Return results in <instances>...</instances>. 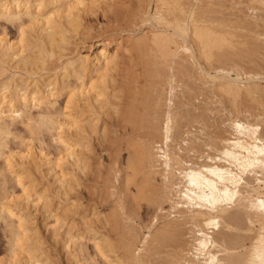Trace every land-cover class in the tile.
<instances>
[{
    "label": "bare ground",
    "instance_id": "1",
    "mask_svg": "<svg viewBox=\"0 0 264 264\" xmlns=\"http://www.w3.org/2000/svg\"><path fill=\"white\" fill-rule=\"evenodd\" d=\"M190 1L193 4L151 0L155 13L151 15L147 8L142 23L162 32L149 31L137 38L126 22V28L108 32L92 41L89 51H80V36L89 30L85 19L102 13L113 14V21L122 22L116 11L125 0H0V25H9L18 33L16 42L0 39V78L5 73L2 64L10 62V77L0 82V158H4L0 168V223L10 237L8 264H53L42 237L34 241L30 237L39 234L29 214L31 207H42L48 218L53 215L52 197L45 195L47 191H33L34 176L41 165L58 183L59 207L64 206L60 214L53 215V228L58 234L63 226L70 225L64 249L69 250L75 264H88L82 253L85 240L93 243L96 257L104 264H147L152 253L158 255L165 247L172 248L169 253L173 256V249L181 248L188 235L191 248L182 250L183 259L184 255L181 259L176 255L181 264H264V67L258 62L264 52V36L258 34L259 24L254 21L228 24L213 16L217 13L214 8L198 6L213 0ZM252 1L250 8L259 0ZM214 62L221 66L212 68ZM241 62L260 70H246ZM225 64L236 70L226 69ZM137 67L142 70L131 76V82L129 74L136 73L130 68ZM231 72H236V78ZM195 77L210 89V104L225 99L232 109L227 120L219 123L230 130L229 136L217 131L219 135L209 137L213 144L203 139L204 149L192 133L193 125L207 130L216 122L211 121L210 114L207 122L200 113L199 118L187 120L191 114L185 117L183 110L180 112L192 105L194 99L191 94L190 100L191 89L186 84ZM64 96L62 108L59 99ZM245 103L254 104L259 113L252 115L249 106L243 109ZM119 123L132 128L138 125L144 131V135L133 136L131 132L126 137L130 151L126 170L132 174L123 180L125 193L129 194L133 182L137 197L130 194L132 199L142 197L156 206L152 227L164 212L163 205L167 203L171 213L153 236L149 227L142 244L138 243L140 250L123 251L127 253L123 257L117 252L119 244L113 241V232L109 234L120 222L130 221L120 218L121 204L107 214L93 212L81 218L80 204L69 197L78 183L75 171L88 168L79 151L96 136L106 140L109 127ZM18 125L37 137L47 134L60 153L52 158L39 150L35 157L27 150L4 157L9 137ZM202 132L198 131L199 137ZM188 154L196 157L197 163L185 160L183 156ZM10 180L22 194L7 192ZM76 216L84 222L85 232L75 236ZM147 250L152 253L145 259L142 255ZM92 262L99 264L96 258Z\"/></svg>",
    "mask_w": 264,
    "mask_h": 264
},
{
    "label": "rangeland",
    "instance_id": "2",
    "mask_svg": "<svg viewBox=\"0 0 264 264\" xmlns=\"http://www.w3.org/2000/svg\"><path fill=\"white\" fill-rule=\"evenodd\" d=\"M150 1L151 0H125L126 4L122 7H119L116 11V16L119 15V18L123 19L122 22L113 21L111 19L112 17H115L113 14L104 15L102 13H97L94 16L87 17L85 19V22H86L85 26L89 30L87 32H84L85 34H83V33H82L83 35L81 34L80 39H79V46H78L79 50L80 51H89L88 46L92 43V41H95L96 38H99V37L104 36L106 34L108 35L109 34L108 32H111V31H114V30L120 29V28L122 29V27L126 28L127 24H124L126 22L130 23V25H129L130 29L135 31V36L137 38L145 35L149 31H152L154 33L162 32L161 30H158L157 27H152L151 24L142 23L143 13H144V11H146L147 8L150 9L151 15H154V13H155V5L151 4ZM183 1L188 3V4H193V2L190 0H188V1L183 0ZM251 1L252 0H213V3H210L209 5L204 1H202L204 3L200 2V3H198L199 5L198 4L197 5L200 6L201 8H205V9H207L206 7L209 8V6L211 9L214 8L217 13H216V15L213 14V16L220 18V19H224L226 21V23H228V24L229 23L239 24V23H245V22L247 23V22L254 21V22H256L257 25L259 24L258 28H257L258 34L261 33L260 35L264 36V0L257 1V2H260L259 4L257 2H255V0L252 1V4H253V2H255L254 8L257 11L253 10L254 9L253 6H252V8L249 7V6H251V4H250ZM249 8L252 9V11ZM218 13H220V14L218 15ZM131 23H133V24H131ZM17 37H18V33L15 29H11L9 25H5V24L0 25V39H6L8 41L13 40L16 42L18 40ZM259 56H261V57L260 58L258 57L259 58L258 62L261 64V66L264 67V65H262V64H264V60H263L264 59V52L262 54H260ZM261 61H262V63H261ZM4 63H6V64L4 65ZM4 63L2 64V68L5 70V73L2 75L3 80L5 79V77H7V78L10 77V62L8 61L9 64L7 63V61ZM240 65L242 67H243V65L247 66L248 68L243 67L246 70H250V68H252V67L255 69H251V70H260L259 67L257 69L256 67L253 66V64L248 65V63H246V64L242 63ZM219 66H221V64H219L218 62H214L211 65L212 68H218ZM224 67L230 71H231V69H233V68H231V66H229V65L227 66L226 64L224 65ZM131 70L132 71L135 70L134 72L136 73V71L140 72L142 70V68L141 67H137L136 69L130 68V71ZM233 70H236V69H233ZM126 73L129 74L130 72H126ZM135 73H133V74H135ZM235 73L236 72H231L232 78H236ZM121 74L126 75V74L120 72L119 75H121ZM130 74H129V77L132 79V81H131V79L129 80V78H128V80L131 82H134L133 78L136 77L137 73L135 75H132V74L130 75ZM213 75H214V72H213ZM131 76H133V78ZM195 76L199 77L197 75H195ZM196 77L191 81L192 83H190L189 81H187V84L185 83L191 89V91L188 92L189 93L188 96H189L190 100L194 99L193 102H191L192 105L188 107L190 109V111H192V112L188 113V111H189L188 108H181L180 112L182 110L184 112L186 111L185 113L183 111L181 113L185 117L190 116L187 114H191V116H190L191 118L187 117V120L195 118V117L199 118L201 116L200 114H202V117L207 122L208 121L210 122V119H209V114H210V116H211L210 118H212L211 121H213V123L216 122V125L214 124V127H212L211 129L209 127L206 130L200 126H197V125L195 126V124L193 125L194 126L193 129L195 128L194 129L195 131H193V129H191L193 131L192 133L195 135V137L200 139L198 146L200 147V149H204V148H201V147H203L201 145V144H203V139H204V142H206L207 144L212 143L211 140L209 139V137H211L212 135H215V133L217 131L219 132V134H221V132H222V134L224 133L223 136L225 134L227 135L230 132V130L228 128L224 127V124H223V126L222 125L220 126L219 123L220 122L222 123L223 120L224 121L227 120L226 119L228 117L227 115L230 113L229 110H232V109H230L231 105L229 103H227L226 101H224L225 99H222L223 101H221L223 104L222 103L210 104V103H212L211 100L213 98L211 94H210L211 96L209 95L210 89L205 88L203 85H201V84H203L202 81L199 82V78H196ZM2 78H0V82L2 81ZM139 82L140 83L144 82V80L140 79ZM184 82H186V81H184ZM261 85L264 86V83H262ZM199 86H201L202 89L204 87V89H203L204 92L202 91V89ZM204 93L205 94L208 93V94L205 95ZM191 94H192L193 99L190 97ZM200 94H202V95H200ZM207 95H209V97L211 98L210 100L207 99V97H208ZM198 97H199V99H198ZM178 100H180V99H178ZM65 101H66L65 96L59 99V102L62 105V108L65 106ZM213 101L216 102V99ZM228 104L230 106H227ZM251 104L245 103V105H243L241 107H245L243 109H246V107L249 106V112L255 116L256 114L259 113V111L256 110V108H255L256 106H253L254 104H252V105ZM213 105L216 108H214ZM250 106H251V109H250ZM206 107L210 108L215 113L209 112L208 108L206 110H204V108H206ZM199 108H200V110H199ZM212 108H214V109H212ZM216 110H217V112H216ZM254 111H256V112H254ZM202 112L203 113L205 112V113L203 114ZM34 113L36 114V111ZM211 113H212V115H211ZM193 115H194V117H193ZM250 120H252V119H250ZM111 123L112 122H110V124ZM113 126L109 127L108 138H106V140L104 138L102 139L101 137L99 139L96 136L92 139L90 145L88 144L89 146L86 145L83 147V149H81V151H79L81 153L80 155L82 156V157L80 156V158H85L87 160L86 162H87L88 168L84 172H81L78 170L75 171L74 175L76 176L75 178L77 179L76 181L78 183L76 185V188L74 189L75 192L73 191L69 195V197H71L70 198L71 202H73L75 200L74 202L80 204V206L78 208V213L80 211L79 215L80 216L82 215L81 218L84 216L88 217L93 212L100 213V214H107L113 210L114 205L119 206L121 204L120 206H122L123 212L120 213L119 216H120V218L122 217V218L129 219L130 221H128V220L125 221V222L129 223V224L126 223L129 226H126L125 222H123L124 224L122 222H120L119 228L117 227L116 228L117 230H115V231L110 230L109 234L111 235L113 232L111 237H112L113 241L115 242L116 246L118 244L121 245V246H119V245L117 246V248H118L117 252H119L120 255L122 253V257H123V256H126L128 251L132 248L134 249L137 247L138 250H140L142 248L140 244H142L141 242H143V236L145 237L148 235L149 227H152V225L154 223L153 222L154 219H152V218H154L156 215V206H154L152 203H150L148 199L144 200V198H142V197L137 198L138 200L135 199L136 201L133 200L134 198L137 197L136 187H135L133 182L131 183V186L129 188V192H128L129 194L125 193V191L123 189L124 188L123 187V180L126 179L125 177L128 174L129 175H130V173L132 174V172L129 171L128 169H127L128 171L126 170L127 161H128L129 153H130V151L127 149V144H126L127 138L126 137L131 136L130 135V134H132L131 132H133V134H132L133 136H135V135L141 136L142 133H143L142 135H144V131L142 132V129H140V127H138V125L133 126L134 130L132 128V125L129 126V124H128L129 128H128L127 124L122 125V123H119L116 125L114 124ZM121 126H123V127H121ZM211 126H213V124ZM136 127H138V128H136ZM196 128H198V130ZM214 128L217 129L216 131L214 130L215 132L213 131ZM218 128H219V130H218ZM209 129L212 131H210ZM200 130H203L202 133L204 134L205 137L203 136V134L199 137L200 134L198 133V131H200ZM13 133L14 134L11 136V138L9 137V141H8V147L9 148L7 147V149L5 150L6 152H5L4 157H6V154L7 155L10 153L12 154V152L14 154V152L16 153L19 151H27V150H31L32 155L35 157H37L39 150H43L44 153H50L52 158L57 157V155L60 153L59 147L57 145L53 144V142L51 141L50 137L47 134H45L44 136H41V137L34 136L29 131H27L25 129V127H23L21 125L16 126ZM139 133H141V134H139ZM206 134H207V138H206ZM216 134L219 135L218 133H216ZM229 134L227 136H229ZM38 139H40V140L38 141ZM213 147L217 148L218 147L217 143ZM189 156L190 155L188 154V155L183 156V157L185 158V160H188V162H190L191 164L197 163L196 157L194 158L192 156H190V157ZM187 157H189V158H187ZM2 158H0V163H1L0 168L3 167L2 163H3L4 158L3 159ZM66 167L68 168V166H66ZM124 170H126V171H124ZM39 171H40L39 174L34 176L36 184L34 187L35 189L33 188L34 189L33 191L38 192V193H43V192L47 191L45 195H49L52 197V203H54V204L52 206L51 211H53L52 214L56 216V215L60 214L62 205L64 206V203H62L60 205L61 207H59V196L57 194L58 183L56 182V179L53 176V174L52 173L49 174L50 172L47 171V168L45 166L41 165ZM71 171L72 170L70 167L68 169V173L69 172L71 173ZM6 187H7V192H9V193L13 191L18 196L20 194H22L20 189L15 185L13 180H10ZM1 190L2 189L0 187V197L3 194ZM126 194H127V196H125ZM130 194L132 195V197H134L133 199H132ZM128 198H130V199H128ZM123 202H125V203H123ZM163 209H164V212H162V214L159 213V215L161 217L163 215H165V217L167 216L168 218L166 220L165 219L162 220V219H160V216H158L159 221L157 222L156 226L152 227V230H151V232L154 231L152 236L155 234L156 229L158 230L161 228V226H163L164 221L166 222L169 218H171L169 215V214H171L170 213V207L167 203L165 205H163ZM171 212L173 215H176L173 213V211H171ZM83 213H85V214H83ZM29 214H30L31 218L33 219L35 226H37L38 233H39L38 235H36V234L32 235L31 234L33 237L31 235H30V237H31V239L34 238L33 241L35 239H37V236L42 237V242L45 243L43 248L46 251V254L50 258L51 262L53 261V264H75V261H73V258L69 255L70 254L69 250L64 249V247H65L64 240H65L67 230H69L70 225L67 224L68 226L67 225L63 226L61 228V230H59L60 234H59V231L57 234V232H55L56 229L53 228L56 226L55 219H53L55 216L49 215V218H48V216L45 214V211H43L42 207H31ZM121 214H124V215H121ZM86 215H88V216H86ZM173 215H171V216L173 217ZM78 218L79 217L76 216V226L72 230V233H75V236L77 234L81 235L82 233L85 232L84 222L80 218L78 220ZM70 219H71V217H70ZM72 219H73V217H72ZM133 226H135L136 229ZM122 227H123V229H120ZM129 228L132 231L129 230ZM102 231H103V233L104 232L106 233L107 230H102ZM130 232H131V234H130ZM63 233L65 236L63 235ZM134 233H135V235H134ZM133 236H135L136 239ZM6 237H8V238H6ZM188 237H189V235H188ZM188 237L187 236L184 237L183 244H181V246L183 247V248L181 247L182 249L181 248L175 249V250L173 249L175 254L173 255V253H172V255L174 257L171 256L169 253V252H172V248H170V247H168V249H167V247H165L167 250L165 248L164 249L162 248V250L159 251V254L161 253L162 255L161 254L157 255L155 252H154L155 253L154 254V253L149 252L147 250L149 253L148 252L146 253V251H145V254L143 253L145 256L144 255H142V256L145 257V259H146V257L150 256L148 254L152 253L151 254L152 257L150 256L146 260L148 262V263L146 262L147 264H160V263L161 264H167V263L168 264H175V263L181 264V263H183V261L179 262V259H181V257L183 255L184 256L182 257V259L185 257V253H183V251H188L191 248V246H190L191 240L190 241H189V239L187 240ZM9 242H10V237L8 235V232L5 230V225L1 222L0 223V264H8V259H9L8 255H9V251H10ZM138 243H140V244H138ZM150 244H151V241H149L148 245H150ZM185 246H187V247H185ZM31 247H32V245H31ZM185 248L187 250H185ZM169 249L171 251H169ZM165 250L170 255V257H167L168 254L166 255ZM123 251H126L127 253L126 252L124 253ZM162 251H163V253H162ZM180 251H181V253H180ZM164 252H165V254H164ZM82 253H83L84 260L88 261V264H94L93 262L91 263L92 258L93 259L96 258V261L99 264H104L103 261L99 257L98 258L96 257V252L94 250L93 243L91 241L85 240L83 242V252ZM177 253H180V254H177ZM153 255H155V256H153ZM176 255H178V256L180 255L179 256L180 258L178 257L179 259H177ZM164 257H166L170 260L172 259L173 262L174 261L175 262L169 263V260H167ZM175 257L178 261L175 259ZM161 258H164L165 263L163 262V259H161ZM172 260L170 262H172ZM160 261H162V262H160ZM22 264H25V263L22 262Z\"/></svg>",
    "mask_w": 264,
    "mask_h": 264
}]
</instances>
